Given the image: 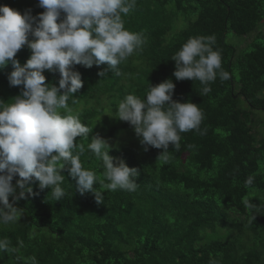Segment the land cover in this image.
<instances>
[{"label": "trees", "instance_id": "1", "mask_svg": "<svg viewBox=\"0 0 264 264\" xmlns=\"http://www.w3.org/2000/svg\"><path fill=\"white\" fill-rule=\"evenodd\" d=\"M0 6L21 14L30 9L34 17L44 11L38 0H0ZM122 18L125 28L142 33L146 42L118 66L120 76L108 71L101 77L106 64L73 65L83 87L69 108L82 110H59L78 116L92 130L87 139L77 138L85 148L80 154L84 167L103 180L102 162L87 147L92 135L118 145L130 133L117 115L100 118L103 110L95 108L103 97L118 111L127 95L145 99L150 86L172 80L173 101L191 102L202 111L204 134L182 133L180 150L170 145L167 160L158 159L162 150L150 146L134 152L110 146V156L138 170V188L108 191L94 185L103 193L100 204L93 193L81 195L66 170L59 201L33 178L28 185L33 194L14 205L21 209L20 218L0 224V240L15 249L0 252V264H264V124L259 127L264 118L253 116V111L264 112V37L242 49L227 43L230 33L246 37L264 28V0H136L135 9ZM212 35L230 79L217 77L211 91L201 95L199 81L175 79L171 58L190 37ZM30 56L24 46L15 59L23 66ZM12 71L11 62L0 68L5 103L22 89L9 84ZM43 74L46 83L59 86L58 72ZM186 160L200 173L194 175ZM249 176L254 183L246 186ZM245 199L257 208L246 207ZM219 229H227L226 237Z\"/></svg>", "mask_w": 264, "mask_h": 264}, {"label": "clouds", "instance_id": "2", "mask_svg": "<svg viewBox=\"0 0 264 264\" xmlns=\"http://www.w3.org/2000/svg\"><path fill=\"white\" fill-rule=\"evenodd\" d=\"M38 7L44 11L34 17L30 9L21 14L0 6V68L11 62L14 71L8 75L9 84L22 86L13 102L0 100V224L3 225L20 218L21 209L14 205L26 194H33L28 186L33 178L40 189L50 188L57 201L65 195L61 187L64 170L75 180L76 190L81 195L93 193L97 204L103 202V193L94 185L100 184L108 191L134 192L138 188V170L110 156L108 141L99 135H92L87 147L102 162L103 180L85 168L80 159L85 148L77 144V138L87 139L92 130L78 116L62 115L59 111L70 113L69 101L76 103L74 96L83 87L80 73L71 70L73 65L91 68L94 64H106L107 69L99 73L101 77L108 71L120 76L118 66L146 42L142 33L127 30L122 18L135 9L136 0H38ZM215 42L214 35L190 37L171 58L175 61V79L199 81L201 95L211 91L210 84L217 77L221 81L230 79V73L222 68L220 51L213 49ZM24 46L31 56L21 66L15 57ZM45 70L59 73L58 87L45 82ZM174 88L172 80H166L150 86L145 99L129 94L119 102L116 114L118 120L133 127L145 151L149 146L162 150L158 159L163 160L169 157L170 145L174 151L180 150L182 133L195 130L204 134L200 129L204 117L199 106L173 101ZM16 176L20 179L14 186ZM253 183L252 176L245 181L246 186ZM244 204L249 209L257 208L247 199ZM10 250L15 249H10L9 241L0 240V252Z\"/></svg>", "mask_w": 264, "mask_h": 264}, {"label": "rangeland", "instance_id": "3", "mask_svg": "<svg viewBox=\"0 0 264 264\" xmlns=\"http://www.w3.org/2000/svg\"><path fill=\"white\" fill-rule=\"evenodd\" d=\"M251 36V35H250ZM250 36H246V37H238L234 34H228L227 36V43L231 46H234L235 48H245L246 46L250 45L253 42V39L255 37H264V28H262L261 30H259L257 33L253 34L251 37ZM250 37V38H249ZM245 42V43H244ZM242 44V45H241ZM91 106V105H90ZM244 108L248 111L249 108L247 107V105L244 104ZM98 111L99 110H103V115L102 117H100L102 120H106L108 119H112L116 114H117V110L114 109V106L110 104V102H106V99L103 97L101 99H99L98 101V105H96V108ZM82 110V107L79 106L77 109L75 110H71L73 113H77L79 111ZM253 116H259L260 120L262 118H264V112H260V111H253ZM264 121V119H263ZM126 124V128L127 130H130V133L127 132V134H124L123 139H121L120 141H118V145H112L113 142H115V140H110L108 143L110 144L111 148H127L130 149L134 152V149L136 150L139 149L141 150L144 146L141 145L140 143V138L137 137V135L134 132V129L132 126L129 125V123L125 122ZM264 122H262V120L259 123V127L261 128V126H263ZM132 139V140H130ZM136 147V148H135ZM149 153L145 152L144 155L147 156ZM186 165H188L189 167L192 168V172L194 173V175L199 174L200 172L189 163V161L186 160ZM226 230L224 229L223 231H221L219 229V232L226 237ZM230 233V232H229ZM227 233V234H229ZM234 235V234H233ZM218 236V235H217Z\"/></svg>", "mask_w": 264, "mask_h": 264}]
</instances>
